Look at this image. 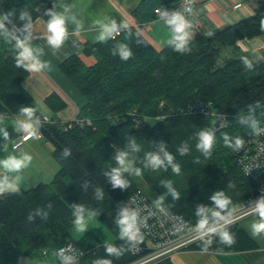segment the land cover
I'll use <instances>...</instances> for the list:
<instances>
[{
    "label": "trees",
    "instance_id": "trees-1",
    "mask_svg": "<svg viewBox=\"0 0 264 264\" xmlns=\"http://www.w3.org/2000/svg\"><path fill=\"white\" fill-rule=\"evenodd\" d=\"M179 1L142 0L134 15L142 25L147 24L158 16L156 10L169 14ZM44 3L49 2L3 0L0 6V114L26 115L24 109H32V116H26L35 124L43 114L36 110L34 96L25 86L30 62L23 58L20 43L28 38L30 25L38 19L37 8ZM212 35L199 33L182 51L175 49L174 40L158 51L137 30L122 29L119 36L112 34L107 41L84 47L85 55L96 58L95 65L85 66L77 55L60 65L86 99L77 116L92 120V125L73 124L68 128L67 123L59 124L52 118V123L37 126L53 145L59 170L50 184L0 195V264H21L24 253L31 260L42 255L45 259L55 257L57 264H62L58 253L70 243L85 252L71 264L134 262L132 243L127 236L121 237L119 221L125 214L123 205L136 190L193 224L223 214L234 201L244 202L258 193L257 186L238 167L234 152L237 139L242 147L253 131L264 125V117H259L264 110V57L247 65L248 56H238L236 44L264 35V7ZM122 48L130 53L127 59L121 55ZM222 58L227 60L223 65ZM158 96L162 100L158 101ZM197 99L204 105L192 112L190 105ZM44 102L54 113L66 107L57 94L49 95ZM135 109L141 118L139 125L128 116ZM122 114L126 117L114 125L115 116ZM221 118L223 124L215 128ZM125 121H131L135 128L125 129ZM49 128L62 133L64 144ZM96 129L103 132L97 134ZM84 132L95 134L87 138ZM205 132L213 137L208 152L198 147L200 134ZM122 154L124 163L141 176L154 200L137 187L119 163ZM166 154L172 157L171 163ZM153 156L162 164L153 166ZM117 170L122 186L113 181ZM68 175L73 179L72 186L65 181ZM87 212L107 227L115 243L103 245L93 234L79 241L68 240L69 227L78 215ZM239 225L189 249L219 253L257 250L256 241ZM225 234L230 240L224 238ZM109 248L115 251L109 254Z\"/></svg>",
    "mask_w": 264,
    "mask_h": 264
},
{
    "label": "crops",
    "instance_id": "crops-1",
    "mask_svg": "<svg viewBox=\"0 0 264 264\" xmlns=\"http://www.w3.org/2000/svg\"><path fill=\"white\" fill-rule=\"evenodd\" d=\"M37 8L38 19L28 29V38L20 43L27 46L32 54L30 62V75L25 86L34 96L36 110L49 112L56 122L63 124L75 118L79 110L85 106L86 99L60 70V65L73 55H77L83 64L91 67L96 64V58L87 56L83 49L88 44L104 42L100 40L103 31L102 25L111 26L115 22L116 30L135 29L158 51H161L174 40V29L167 24L174 14H180L190 27L186 29L192 35L195 31L213 33L227 25H233L250 18L257 9L264 7V0H195L192 11L183 13L180 6L165 15L158 16L147 24H141L135 10L142 0H48ZM3 0H0V6ZM238 6V7H237ZM52 14L64 18L66 36L59 47L48 42V23ZM114 33V32H113ZM112 33V34H113ZM263 36V35H262ZM257 36L254 38H259ZM244 39L236 44L237 49L254 50L252 39ZM249 46H248V45ZM24 49V48H23ZM244 49L243 52H246ZM39 64L38 70L32 65ZM57 94L66 103V107L57 113L52 112L45 104V99ZM17 118L23 127L24 120L33 124L32 119ZM17 116V117H20ZM51 115H48V117ZM0 116V144L4 143L9 133L8 124ZM53 118V117H52ZM35 124V123H34ZM60 126V125H59ZM28 131L23 127L19 136ZM6 134V135H5ZM2 171V168H0ZM250 231H246L258 244V249L242 253H219L208 250L183 251L171 258L172 264H264V231H256L255 225L262 223L257 218L249 220Z\"/></svg>",
    "mask_w": 264,
    "mask_h": 264
},
{
    "label": "built area",
    "instance_id": "built-area-1",
    "mask_svg": "<svg viewBox=\"0 0 264 264\" xmlns=\"http://www.w3.org/2000/svg\"><path fill=\"white\" fill-rule=\"evenodd\" d=\"M194 1L180 0L178 6L183 9L184 14H188L192 11ZM155 12L161 14L159 9ZM119 35L120 30L113 33V36ZM203 105V101L197 99L190 105V111L195 112ZM213 114L221 116L214 112ZM222 117L226 119L225 116ZM71 121L70 127L73 124L91 125L90 120L74 118ZM48 123H52V119L45 117L39 124H32L31 131L35 134L33 139H42L43 135L37 126ZM28 135L29 132H26L20 136V140L13 146L14 150H18L27 141L25 137ZM236 158L241 172L257 186L258 193L204 222L193 224L182 215L169 210L164 204L151 201L141 190L134 191L123 205L124 213L134 216L137 230L135 239L130 240V255L136 260L130 264H157L171 259L183 251H188L193 244L201 240L202 235L214 234L259 213L257 209L264 202V125L253 131ZM84 254L83 249L70 243L60 249L58 257L62 264H71Z\"/></svg>",
    "mask_w": 264,
    "mask_h": 264
},
{
    "label": "rangeland",
    "instance_id": "rangeland-1",
    "mask_svg": "<svg viewBox=\"0 0 264 264\" xmlns=\"http://www.w3.org/2000/svg\"><path fill=\"white\" fill-rule=\"evenodd\" d=\"M199 33H201V31H195L192 35L188 34L187 42L195 41L196 36ZM251 41H252L251 43H253L255 46L254 50L250 51L245 48L238 49V51L240 52L238 56H241V55L248 56L247 65H252L256 62H259L264 57V35L259 38H254ZM244 49L246 52H243ZM225 61L227 60H225V58H222L221 64L223 65ZM157 99L158 101L162 100L160 96H158ZM146 105H153V104L147 103ZM261 108L262 107H260L259 109ZM40 113H42V111H40ZM44 113L45 114L42 113L43 118L47 117L49 119H52V117L53 118L56 117L55 115H52V113L50 114L49 112H47L46 114V110H44ZM138 114H139L138 110L135 109L131 111L128 116L132 118L133 120L135 119V121L139 125L141 118L140 116H138ZM48 115H51V116L48 117ZM0 116L2 117L1 119H5L4 121H6V123H9L8 124L9 133L8 135L5 134L6 136L4 137L5 138L4 143L0 144V161L7 160L10 156H16L17 158H21L25 154H27L28 156L32 158L31 161L28 163L27 167L21 169L19 172H8L3 168H2V171L0 170V178L3 177V175H6L8 178H10V181L8 183L14 185V189H6L0 192V195L4 192H12V191L19 190V189H21L24 192H27L40 183L50 184L54 178V175L59 170L58 162L53 156L54 151H55L53 145L48 140H46V138H43V137H42L43 139H33L32 138V139L27 140L18 150H14L13 146L15 143H17L20 140L19 134L22 131L24 125L27 124V121L24 120L25 124L23 125V127H21V123L18 122L17 118H21V119H26V118L20 115H18L20 117H17V115H14V116L12 115L11 117H8L7 115L0 114ZM76 117L75 119H81L83 121L90 120V119H85L81 117H77V118ZM122 117H126V116L124 114L115 116L114 118L115 121L113 124L115 125L116 122L117 124L120 123V118ZM259 117L260 118L264 117V110L259 115ZM230 119H231V115H230ZM147 120H149V118H147ZM90 121L92 125V120ZM71 122H66L67 123L66 127L70 128L69 126ZM85 125L87 124L85 123ZM122 126L127 130L135 128L131 121H125L122 124ZM228 127L230 128L229 123H228ZM231 128H233V126ZM49 132L55 137H57V139L61 141L62 144H64L65 139L60 138L61 136H63L61 132L54 131L51 128H49ZM95 132L97 134H101L103 130L96 129ZM95 132L94 133L84 132V135L88 138L94 135ZM240 153H241V147H238L234 152L235 157H237L238 154ZM123 166L129 172L131 179L136 183L137 187L144 190L146 194L151 199L154 200L155 199L154 194L149 189L145 181L141 178V176L135 170L131 169L126 163H124ZM65 181L69 186H72L73 179L69 175L65 178ZM239 202L240 201H234L233 205ZM241 202H243V200H241ZM83 218L86 222V227L84 228L83 231L77 230L76 222L73 223V225L69 227L68 232L71 236V238L70 236H68L69 241H79L82 238L86 237L87 235L93 234L99 238V240L101 241L103 245H109V244H113L116 242L115 237L111 234V232L107 229V227L91 212L85 213ZM252 218H257L259 220H262L264 217H261V215L257 213L256 215L244 220L241 223H237L236 225L240 224L239 226L248 232L251 230L253 226V224L249 226V222H250L249 220H251ZM204 221L206 220H203L201 222H204ZM229 227L218 230L214 234H211V235H202L200 237L201 240L199 242H202L203 240H206L208 237L213 236V235L219 236L225 229H228ZM41 237H43V234L41 235ZM23 257L24 259L21 260V264H57L55 257L45 259L46 256L44 258L41 255L39 258H37L41 260V262L37 259L31 260L30 258L26 256V253H24ZM36 261H38V263H36Z\"/></svg>",
    "mask_w": 264,
    "mask_h": 264
},
{
    "label": "clouds",
    "instance_id": "clouds-1",
    "mask_svg": "<svg viewBox=\"0 0 264 264\" xmlns=\"http://www.w3.org/2000/svg\"><path fill=\"white\" fill-rule=\"evenodd\" d=\"M165 15H167V13H165ZM53 18L52 20L48 23V31L49 33H51V35L48 36V42L49 44H51L54 47H59L63 41L64 38L66 36V28L64 26L65 22H64V18L62 16H58L55 14H52ZM167 24L174 26V41H175V49L177 51H182L185 48L187 39H188V32L186 31V29H188L190 27V25L188 24L187 21L184 20L183 16H181L180 14H174L171 19L167 20ZM3 27V24H0V28ZM103 27V31L101 33V35L99 36L100 40H105L108 37H110L112 35L113 32L116 31V25L115 22L112 23L111 26L108 25H102ZM20 47L24 48V52L22 53V56L24 59H30L32 58V54L30 49L21 44ZM121 55L127 59L130 55V53L122 48L121 49ZM34 70H38L40 65L39 64H35L32 65ZM24 113L31 117L33 114V110L32 109H24ZM32 124H25L24 128L26 131L29 132V135L25 137L26 140L28 139H32L33 136L35 135L31 129H32ZM200 140L201 143L198 145V147L202 150H204L205 152H208L209 149L212 146L213 143V137L211 134L205 132V133H201L200 134ZM225 140L227 141V138H225ZM242 144V141H240L239 139H237L236 141V146L240 147ZM183 154V152L181 153ZM166 158L168 159V161L171 163L172 161V157L168 156L166 154ZM31 157L28 156L27 154L23 155L21 158H17L16 156H10L7 160H2L0 161V168L5 169L8 172H19L21 169L27 167L28 163L31 161ZM151 164L153 166H159L162 164V161L159 159V157L157 156H153L151 157ZM119 163L120 164H124V159H123V154L122 156L119 158ZM174 171H179V168L177 166H173ZM113 181L114 184L116 186H122L123 182L119 179V171L117 170V174L113 177ZM6 189H14V185L13 184H9L7 182V177H5L4 181L0 182V192L6 190ZM257 211L259 212V214L261 215V217H264V202H262ZM119 223L122 226V232H121V237L123 238L124 236H127L130 240L135 239L136 235H137V230L135 228V218L134 216H129L127 213L123 214V218L119 221ZM86 227V222L83 218V216L78 215L77 220H76V228L78 231H83L84 228ZM256 231H264V222L259 223L257 225L254 226ZM226 240H230L229 237H227V235L225 234L224 237ZM115 249L109 248L108 252L109 254H111L112 252H114Z\"/></svg>",
    "mask_w": 264,
    "mask_h": 264
},
{
    "label": "water",
    "instance_id": "water-1",
    "mask_svg": "<svg viewBox=\"0 0 264 264\" xmlns=\"http://www.w3.org/2000/svg\"><path fill=\"white\" fill-rule=\"evenodd\" d=\"M231 25H227L225 27H223L222 29L220 30H217L215 32H213V35L212 36H217L221 31L223 30H227L228 28H230ZM172 29H174V26H172ZM212 39V37L210 38V40ZM224 120L221 118L219 119L217 122H216V125H215V128H219L222 124H223Z\"/></svg>",
    "mask_w": 264,
    "mask_h": 264
}]
</instances>
